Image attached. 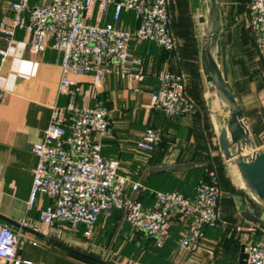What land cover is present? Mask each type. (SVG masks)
<instances>
[{
    "label": "built area",
    "instance_id": "obj_1",
    "mask_svg": "<svg viewBox=\"0 0 264 264\" xmlns=\"http://www.w3.org/2000/svg\"><path fill=\"white\" fill-rule=\"evenodd\" d=\"M126 13H132L133 26L127 25ZM246 19L264 67V0H248ZM16 28L30 35L33 54L47 48L59 53L61 93L70 91L73 76L89 75L92 86H98L112 72L142 81L143 63L134 44L150 41L167 52L176 47L169 0H47L35 5L29 0H10L0 19V34L6 41V46L0 47V71ZM155 77L158 87L149 94L153 108L168 118L192 112L195 104L186 93L182 73L164 69ZM3 92L0 86V100ZM112 132L109 108L101 101L91 105L85 97L79 106L70 97L65 105L52 106L43 136L31 148L36 164L26 202L31 209L39 196L48 199L38 208V221L46 226L43 233L61 242L71 235L89 238L99 219L119 211L132 230L145 233L161 246L169 240L172 219L178 216L184 220L178 248L199 249L203 228H216L221 221L216 172L207 171V179L195 184L191 196L146 187L130 180L117 158L102 154L103 140ZM160 139L159 129L147 127L135 148L150 152ZM139 191L153 197L152 205L134 197ZM21 224L29 226L25 221ZM247 230L254 233L257 225ZM27 242L36 244L21 229L1 223L0 264H18V251ZM245 252L246 264H264V237L252 240L248 236Z\"/></svg>",
    "mask_w": 264,
    "mask_h": 264
},
{
    "label": "crops",
    "instance_id": "obj_2",
    "mask_svg": "<svg viewBox=\"0 0 264 264\" xmlns=\"http://www.w3.org/2000/svg\"><path fill=\"white\" fill-rule=\"evenodd\" d=\"M9 1L0 0V19ZM46 1L29 0L31 5ZM231 4L232 8H236L234 1ZM170 7L169 4L171 29L177 39L175 49L169 51V70L183 74L186 93L194 100L196 106L192 115L176 118H168L150 105L149 94L158 87L156 72L161 69L168 53L153 42L143 41L134 44L135 52L143 63L145 77L142 81L122 77L119 73L112 72L107 74L98 86H92L89 75L73 76L70 91L61 93L58 91L59 53L52 48H47L42 53L33 54L30 51V35L22 28L15 29L14 41L8 49L0 71V86L4 91L0 100V215L19 224L25 221L28 227L42 233L46 229V226L38 221V208L46 205L48 199L45 196H39L33 208L28 209L26 206L32 182V170L36 164V156L31 148L42 138L53 105L61 107L69 101L70 97H73L76 104L80 106L87 97L89 104L101 101L109 108L113 132L111 136L103 140L101 152L104 156L117 158L122 172L126 173L130 180L140 181L149 188L161 191L178 190L191 196L196 182L204 178L206 170L213 169L221 189L219 210H221L222 198L226 196L223 194L228 193L226 197L234 200L236 223L246 228L257 225L256 232H249L250 239L257 240L264 237V227L243 218L240 213L247 208L249 212L264 221V206L248 195L236 168L224 160L218 147L217 133L221 124L225 122L226 110L224 112L225 106L214 93L207 90L200 67L201 38L198 39L196 35L191 36L185 29L179 31L175 28ZM94 21L93 17L91 22ZM222 32L229 82L236 91L246 125L257 146L264 152L262 59L255 49L251 32L244 23L243 25L235 23L225 28L222 24ZM5 46L6 41L0 34V47ZM156 49H160L163 54ZM147 63L154 65L153 71L156 69L158 71H147L145 69ZM141 109L142 117L139 116ZM136 114L139 117L136 118ZM150 126L160 130L161 139L155 144L154 150L148 154L138 151L135 143L144 129ZM185 163L192 165L179 169L148 172L149 168L155 166ZM127 194L133 195L130 191H127ZM134 197L144 205H152L154 202L153 197L147 192L139 191ZM225 203L224 207L229 205ZM119 218L120 212L114 211L107 218L108 220L106 219L107 221L102 219L97 221L91 237L84 238L81 234L71 235L62 242L115 264H137L131 262L125 253L114 249L116 239L113 238L108 243L110 246L104 252H101L102 244L93 241L95 232L108 227V222L111 220L115 221ZM1 223L5 222L0 220ZM123 224L130 227L126 222ZM10 226L20 229L14 225ZM177 226L174 220L170 242L173 243L172 250L176 246ZM214 229L203 228L205 240L209 241L214 236ZM22 233L25 237L36 241L35 245L28 242L25 244L33 247L40 245L45 251L24 254L21 247L18 251L21 259L18 264H89L64 251H51L53 245L30 232L22 231ZM221 258H224V261H219V258L212 263L237 264L238 260V257L234 260L230 256Z\"/></svg>",
    "mask_w": 264,
    "mask_h": 264
},
{
    "label": "water",
    "instance_id": "obj_3",
    "mask_svg": "<svg viewBox=\"0 0 264 264\" xmlns=\"http://www.w3.org/2000/svg\"><path fill=\"white\" fill-rule=\"evenodd\" d=\"M232 1L234 0L203 1L207 10L206 12L202 11L198 17L199 22L205 23V29L201 36L200 67L207 90L214 93L226 107L225 122L221 124L217 133L219 150L224 160L236 168L248 195L264 206V152L257 146L246 125L243 110L228 79L222 32V9ZM191 165V163H185L155 166L149 168L148 172L179 169ZM240 213L243 218L264 227V221L249 212L247 208L241 210ZM0 220L19 227L23 232H30L37 238L71 255L97 264H115L67 245L38 230L23 226L5 216L0 215ZM246 258L245 244L242 243L237 264H246Z\"/></svg>",
    "mask_w": 264,
    "mask_h": 264
},
{
    "label": "rangeland",
    "instance_id": "obj_4",
    "mask_svg": "<svg viewBox=\"0 0 264 264\" xmlns=\"http://www.w3.org/2000/svg\"><path fill=\"white\" fill-rule=\"evenodd\" d=\"M203 1L204 0H169L172 22L175 25V28L179 31L185 29V31H188L191 36L196 35L198 39H200L205 29V23L199 22L198 17L202 14V11L206 12L207 10L205 2ZM245 2L246 0H234V7L236 6V8H232L231 2L224 6L222 9L223 28L234 25L235 23H239L240 25H243L244 23L248 29L246 24L247 4H245ZM245 5L246 10H244ZM125 18L127 25L133 24L134 20L132 13L125 15ZM225 37L226 36L224 35V38ZM156 50L160 54H163L160 49ZM145 69L149 72H156L157 70L153 71L155 69L154 65H149L148 63ZM164 69L169 70V52L167 53L166 60L162 64L160 70ZM224 108L225 112L226 107ZM195 109L196 106L189 115H192L195 112ZM142 111V109L139 110V116L141 117L143 115ZM139 116L136 114L135 117L137 118ZM135 153L139 154L138 152ZM237 191H239V189ZM223 195L228 196V193ZM226 196L222 198L223 202L220 210L221 221L214 229V236L211 237L209 241L204 238L201 242L200 248L196 251L181 250L178 248L177 244L173 250L157 251V249H155L156 245L154 247L150 245L148 238L143 234L137 233L123 224L124 221L121 217V219L119 218L115 221L111 220V222H108V227L95 232L93 241L97 242V244H102L99 246L101 247V252H104L105 249L110 246L108 243L111 242L113 238L116 239L114 249L125 253L131 262L137 264H213L214 260L220 258L219 261H224V258L221 257L227 256H230L235 260L238 257L240 245L247 242L249 232L245 226L236 223L234 200L230 197L227 198ZM224 202L229 205H225L224 207ZM22 251L24 254H34L43 253L45 250H43L40 245L38 247H33L29 244H24L22 246ZM51 251L63 252L61 249L54 246H52Z\"/></svg>",
    "mask_w": 264,
    "mask_h": 264
},
{
    "label": "trees",
    "instance_id": "obj_5",
    "mask_svg": "<svg viewBox=\"0 0 264 264\" xmlns=\"http://www.w3.org/2000/svg\"><path fill=\"white\" fill-rule=\"evenodd\" d=\"M235 91V90H234ZM235 93H236V91H235ZM155 147V146H154ZM154 150V149H153ZM152 150V151H153ZM139 151V150H138ZM152 151H150V152H152ZM150 152H146V153H148V154H150ZM204 179H207V170H206V175L204 176V178H200L199 180H204ZM198 180V181H199ZM197 181V182H198ZM196 182V183H197ZM137 194V193H136ZM120 217H121V213H120ZM121 219V218H120ZM174 220L177 222V230H176V232H175V236H176V244L178 243V240H179V237H180V232H181V229L183 228V224H184V220L183 219H181V218H179L178 216H175V217H173V219H172V226H171V234H170V238H169V240L166 242V243H164L163 245H161V246H158L156 243H155V241H154V239L152 238V237H150V236H148V235H146L145 233H143V232H141V231H136L137 233H141V234H143L146 238H148V241H149V244L150 245H152L153 247L156 245V248L155 249H157V251H159V250H162V251H166V250H172V248H173V243H170L171 241H172V235H173V224H174ZM144 237V238H145ZM66 253V252H65ZM67 254H69V253H67ZM69 255H71V254H69ZM71 256H73V257H76V258H78L79 260H82V261H84V262H87V263H89V264H97V263H94V262H91V261H88V260H86V259H83V258H80V257H77V256H75V255H71ZM95 256V255H94ZM98 257V256H97Z\"/></svg>",
    "mask_w": 264,
    "mask_h": 264
}]
</instances>
